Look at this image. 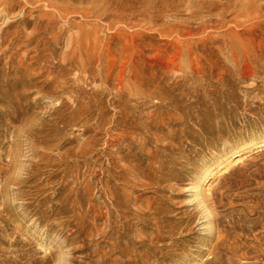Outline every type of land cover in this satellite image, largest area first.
<instances>
[{
    "label": "bare ground",
    "instance_id": "1",
    "mask_svg": "<svg viewBox=\"0 0 264 264\" xmlns=\"http://www.w3.org/2000/svg\"><path fill=\"white\" fill-rule=\"evenodd\" d=\"M99 3L106 6L107 0H0V54L10 53L3 69L8 70L14 56L22 65L33 53L22 94L27 96V88L33 87L31 102L47 100L57 116L51 128L42 124L39 131L16 139L9 152L10 179L54 169L44 186L58 179L60 187L41 204L49 213L58 211L66 222L63 228L77 243L56 257L24 264H72L76 251L86 252L85 261L95 259L88 264H157V255L167 246H158L166 238L160 235L156 199L141 201L137 189L152 185L145 181L148 172L156 175L164 169L161 153L174 150L176 135L186 128L189 105H194L199 124L201 112L214 115L196 106L201 97L215 109L221 103L218 96L230 89L229 80L245 76L243 63L258 75L253 43L256 33L264 30V0L166 2L164 16L183 10L195 20L169 23L161 33L168 41L154 47L155 54L148 58L144 55L149 48L138 45V35L110 33L106 10H96ZM213 80L215 87L210 86ZM111 94L113 98L104 100ZM260 100L264 104V97ZM43 129L47 133L42 136ZM259 144L264 140L253 139L224 152L214 169L205 165L190 184L189 197L195 198L201 184L208 187L210 178ZM210 215L204 208V232L212 228ZM250 227L264 231L258 220ZM231 229L243 232L245 225ZM242 239L244 234L235 235L224 256L240 251L241 256L253 251L264 255V239L253 235V245L236 246Z\"/></svg>",
    "mask_w": 264,
    "mask_h": 264
},
{
    "label": "rangeland",
    "instance_id": "2",
    "mask_svg": "<svg viewBox=\"0 0 264 264\" xmlns=\"http://www.w3.org/2000/svg\"><path fill=\"white\" fill-rule=\"evenodd\" d=\"M173 1L107 0L106 6L102 4V8L99 3L96 10L99 13L106 10L105 23L111 34L124 31L142 38L138 45L148 46L149 51L144 55L148 58L155 54L154 47L168 41L161 33L169 23L195 20L192 14L183 10L164 16L161 11L165 3ZM253 47L259 58L256 62L258 75H253L251 68L246 70L248 64L243 63L241 75L245 76L229 80L230 89L218 96L221 103L215 109L207 107V99L201 97L196 106L214 115L203 116L201 112L199 124L194 105H189L183 135L181 132L176 135L172 143L174 150L161 153L164 169L156 175L148 172L145 181L152 185L137 189L141 201L156 199L155 208L161 219L160 235L166 238L158 246H167L157 255V264H264V255L256 251L246 256H241L243 251L224 256L235 235L244 234V239L237 241L236 246L253 245V235L264 239L261 227H250L254 220L264 223L263 144L210 178L208 187L201 184L195 198L189 197L188 192L205 165H213L214 169L224 152L245 146L253 139L264 140V104L260 100L264 97V30L256 33ZM52 48L60 51L59 46ZM9 56L10 53L0 54V95L4 99L0 102V260H6L4 264L40 263L46 256L56 257L60 251L76 248L77 243L71 241L73 234L63 228L66 222L58 211L49 213L41 204L47 194L60 187L58 179L44 186L45 178L54 169L42 168L36 177L10 179L9 152L14 144L21 140L22 134L39 131L42 124L47 126L44 129L51 128L57 116L52 115L47 100L41 98L31 102L35 96L33 87L27 88L30 92L27 96L22 94L25 90L22 85L27 83L26 67L33 63V53L22 65L20 57L14 56L5 71L3 65L9 61ZM19 66L22 69L17 72ZM40 80H33V83ZM210 86H216L214 80ZM111 98L112 94L104 96V100ZM44 129L40 131L42 136L47 133ZM204 208L211 213L208 221L212 228L207 232L202 230L200 220ZM234 224H244L245 230L231 229ZM84 255L86 252H74L76 259L72 264L96 263L95 259L85 261ZM228 257L232 262L227 260Z\"/></svg>",
    "mask_w": 264,
    "mask_h": 264
}]
</instances>
